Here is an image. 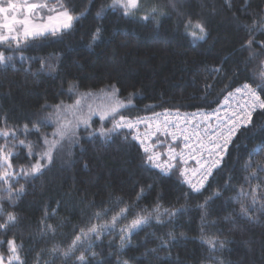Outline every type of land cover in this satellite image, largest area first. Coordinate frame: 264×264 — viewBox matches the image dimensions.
<instances>
[{"label": "trees", "instance_id": "obj_1", "mask_svg": "<svg viewBox=\"0 0 264 264\" xmlns=\"http://www.w3.org/2000/svg\"><path fill=\"white\" fill-rule=\"evenodd\" d=\"M107 2L93 0L87 15L63 36L30 40L19 49L15 43L0 44V51L13 57L7 66H0V115L6 114L9 124L31 126L30 122L53 111L51 107L42 109V105L61 101L70 105L88 91L94 96L84 101V111L87 112L89 104L100 108L107 103L100 90L112 84L119 89L122 100L129 93H137L123 113L136 118L166 109L180 112L213 109L225 93L245 82L241 76L221 93L233 72L243 69L248 52H241L240 45L248 35L242 25L251 24L253 18L264 14V0H182L181 11L206 22L208 35L196 43L184 33L182 26L177 27L175 14L162 19L159 27L151 21L120 18L111 12L97 19V10ZM70 4L74 14H78L89 7V0H70ZM98 25L103 27L102 39L89 47L90 34ZM255 38L264 40V34L257 33ZM42 61L55 66V71L41 70ZM210 67H220L222 72L209 74ZM70 83L76 85L75 94L68 91ZM206 83L212 85L207 90V100L203 99ZM148 105L154 107L146 109ZM253 120L255 127L239 134L220 169L214 171L200 193H193L181 183L178 174L164 176L158 169L146 166L139 146L124 142L122 135L114 136L109 143L89 138L88 132L101 126L100 118L94 115L92 128L77 129L79 142L71 147V155L66 144V150L57 155L41 176L27 181L20 179L25 184V192L14 207L9 206L7 199L3 201L5 208L18 217V223L5 239L15 234L17 243L23 242L21 255L26 257L27 264H34L36 252L45 250L43 264L50 259L47 249L53 244L67 247L81 227L89 226L98 208L111 206L114 212L119 211L123 204L117 205V198L131 203L143 188L139 208L151 210L159 203L163 208L180 211L170 223L161 226L153 220L134 234L131 247L124 250L121 260H128L129 264H216L219 260L223 264H264V215H259L258 223L240 218L239 205L228 199L233 192L223 190L230 173L233 184L242 179L240 165L247 158V151L264 136L258 132L264 126V110L257 109ZM104 126L111 127V121ZM52 131L53 126L41 127V133ZM253 132L257 133L254 139ZM38 135L30 138L36 140ZM254 159H264V153ZM20 162L18 158L13 159L16 165ZM218 189L222 195L207 205L208 221L214 220L216 224L205 232L227 240L228 244L223 250L210 253L207 245L201 243L204 210L198 205ZM0 195L7 194L0 192ZM46 212L45 222L58 225L55 237L40 233ZM114 212L108 214V219ZM132 218L130 214L115 233L105 234L95 242L91 251L97 253V260L115 264L119 227ZM168 232L177 238L170 248L145 256L146 250L157 246L156 237L167 238ZM109 241L114 243L110 246ZM0 250L6 253V245ZM210 256L215 260L209 259ZM53 264H62V261L55 259Z\"/></svg>", "mask_w": 264, "mask_h": 264}, {"label": "snow or ice", "instance_id": "obj_2", "mask_svg": "<svg viewBox=\"0 0 264 264\" xmlns=\"http://www.w3.org/2000/svg\"><path fill=\"white\" fill-rule=\"evenodd\" d=\"M92 2L93 0H89L88 8L74 14L70 0H40L36 3H31L29 0H0V44L11 46L15 43L16 48L19 49L30 40L70 33L76 22L87 15ZM181 5L182 0H108L107 3L100 5L96 18H103L111 12L119 14L120 18L151 21L159 27L162 19L171 18L175 14L177 27L182 26L184 33L193 43L205 40L208 35L206 22L202 18H193L191 14L181 11ZM44 10L47 12L46 16L42 14ZM242 27L247 32L248 38L240 45V51H247L248 56L243 61V69L237 68L233 72L228 78L229 83L225 84L221 93L230 88L231 84L241 76L244 77L245 82L227 92L223 104L229 107L224 109L223 115L220 114L221 106H218L211 112L199 110L190 115L187 113L181 115L177 110L174 117L166 109L163 121L159 119L161 113H153L155 120L130 118L123 113L132 105V97L137 93H129L127 99L122 100L119 98V89L115 84L100 90L107 103L100 108H93L89 104L87 112L84 111V101L94 96L91 91L80 94L70 105H66L63 101L55 105H42V109L51 107L53 111L30 122L31 126L29 123H24L23 126L18 123L9 124L8 116L0 115V141H2L0 142V192L7 194L6 197L0 195V249L6 245V253L0 250V264H27L26 257L21 255L24 251L23 242L17 243L15 234L5 239L9 230L18 223V217L14 211L5 208L3 201L7 199L9 206L14 207L16 200L25 192V184L20 183V179L27 181L41 176L51 167L57 155L66 150V144L68 155H71V147L79 142L77 129L81 126L85 130L92 128L91 121L94 115H99L101 126L89 131V138H99L109 143L114 136L122 135L124 142H135L139 145L146 166L158 169L164 176L178 174L181 183L188 185L193 193H200L209 177L222 166L230 145L235 143L239 134L255 127L253 113L257 109L264 110V99H262L264 51H261L264 50V40L257 41L255 38L257 33L264 34V14L258 19L253 18L251 24L246 23ZM102 34L103 27L98 25L90 34L88 46L92 47L100 41ZM12 60V56L0 51V66H7ZM45 69L55 71V66L42 61L41 70ZM207 71L209 74L221 73L222 69L210 67ZM211 87V84L204 85L206 92L203 99L207 100V90ZM75 88L76 85L70 83L69 93L75 94ZM230 100L239 103L232 106L229 104ZM212 102L214 100L209 104ZM152 107L154 106L148 105L146 109ZM213 114L217 121L215 124L210 122ZM69 116L72 118L69 119ZM194 120H197L195 124H193ZM107 121H111V127L104 126ZM182 123L185 125L183 128H181ZM140 124L147 125L144 131H140ZM42 126H53V131L41 133ZM125 129L128 131L124 132ZM258 132L264 133V126H261ZM34 134H39L36 140L30 138ZM158 134L170 136L173 141H177L178 136H182L183 147L177 143L176 146L169 145L166 152L157 151L158 144L162 145L164 142L150 143V141L153 137H158ZM256 135L257 133L253 132L251 138L254 139ZM261 153H264V136L255 147L247 151V158L240 165L242 179L233 184V176L230 173L223 186V190L231 189L233 192L228 199L239 205L237 215L251 223H258L259 215H264V177L261 176L264 173V159H254ZM164 156H167L166 160L162 159ZM14 158L20 159L21 162L18 165L14 164ZM190 160L195 161L196 167H188ZM17 184L19 187H16ZM143 194L142 188L131 203H125L117 198L116 204H123L119 211L114 212L111 206L98 208L92 214L89 226L81 227L67 247L62 248L58 244H53L47 249L50 259L44 260L43 264H53L55 259H60L62 264H67L69 260L72 264H93V261L95 264H104L102 260L96 259L97 253L91 249L95 242L102 240L103 235L115 233L121 221L127 220L132 214L133 218L119 227V242L114 253L115 264H129L128 260H121L120 256L124 250L131 247V237L153 220L161 226L170 223L180 211L176 208H163L159 203H156L151 210L139 208L138 202ZM221 195L222 191L218 189L207 197L204 203L198 205L204 210L201 215L200 239L202 244L207 245L210 253L223 250L228 244L227 240H219L215 235H208L205 232L206 228L214 227L216 224L214 220L208 221V202ZM110 212L114 214L108 219ZM47 215L46 212L45 218L41 220L40 233L42 236L50 234L51 237H55L58 225L46 223ZM165 217L168 219L165 220ZM176 239L172 232L167 233V238L157 236V246L146 250L145 256L170 248ZM112 243L114 241H109L110 246ZM44 253L43 249L36 252L34 264H41ZM209 259L215 260L212 256ZM216 264H223V261L219 260Z\"/></svg>", "mask_w": 264, "mask_h": 264}, {"label": "built area", "instance_id": "obj_3", "mask_svg": "<svg viewBox=\"0 0 264 264\" xmlns=\"http://www.w3.org/2000/svg\"><path fill=\"white\" fill-rule=\"evenodd\" d=\"M227 95V93H225L223 96H222V98H221V100H220V103L215 107V108H213V109H216L218 106H221L220 107V114L221 115H223L224 114V109L225 108H228L229 106L228 105H224L223 104V101H224V97ZM237 103H239V101H235V102H233V101H229V104H231L232 106H235V104H237ZM213 109H208V110H203V111H205V112H211ZM230 110V109H229ZM170 111V113L172 114V116L174 117L175 116V113H176V110H169ZM199 111V110H198ZM198 111H189V112H180V114L181 115H183V114H185V113H187V114H192V113H197ZM155 113H161L162 115L160 116V121H163L164 120V113H165V110H161V111H157V112H155ZM141 118H145V119H152V120H155L156 118L154 117V115H153V113L152 114H145V115H142V116H140ZM198 119H202L201 117H198ZM197 122V120H194L193 121V124H195ZM210 122L211 123H213V124H215V123H217V121H216V119H215V115L213 114L212 116H211V120H210ZM147 127V125L146 124H140L139 125V129H140V131H144V129ZM153 127H154V125H153ZM183 127H185V125L182 123L181 124V128H183ZM124 132H127L128 130L127 129H125V130H123ZM158 141H163L164 143L162 144V145H159L158 144V147H157V151H160V152H166L167 151V148H168V146L169 145H172V146H176V144L178 143L179 144V146L180 147H183V143H184V140H183V137L182 136H178V138H177V141H173L172 140V138L170 137V136H168V137H165V136H163V135H159L158 134V137H153L152 138V141H150V143H152V142H158ZM138 145V144H137ZM139 146V145H138ZM177 150H179V148L177 149ZM163 160H166L167 159V156H164L163 158H162ZM188 167H190V168H194V167H196V163H195V161L194 160H190L189 161V163H188ZM209 179H210V177H209ZM208 182V181H207ZM207 182H206V184H207ZM205 184V185H206ZM187 187H188V185H186ZM189 188V187H188Z\"/></svg>", "mask_w": 264, "mask_h": 264}, {"label": "rangeland", "instance_id": "obj_4", "mask_svg": "<svg viewBox=\"0 0 264 264\" xmlns=\"http://www.w3.org/2000/svg\"><path fill=\"white\" fill-rule=\"evenodd\" d=\"M29 2H31V3H36V2H40V0H29ZM42 14L46 16V15H47L46 10H44V11L42 12ZM96 116L99 117V115H96ZM68 118L71 119L72 117L69 116Z\"/></svg>", "mask_w": 264, "mask_h": 264}]
</instances>
